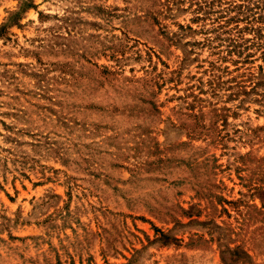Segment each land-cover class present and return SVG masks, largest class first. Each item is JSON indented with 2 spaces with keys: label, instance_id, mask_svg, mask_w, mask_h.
<instances>
[{
  "label": "rangeland",
  "instance_id": "obj_1",
  "mask_svg": "<svg viewBox=\"0 0 264 264\" xmlns=\"http://www.w3.org/2000/svg\"><path fill=\"white\" fill-rule=\"evenodd\" d=\"M0 264H264V0H0Z\"/></svg>",
  "mask_w": 264,
  "mask_h": 264
},
{
  "label": "trees",
  "instance_id": "obj_2",
  "mask_svg": "<svg viewBox=\"0 0 264 264\" xmlns=\"http://www.w3.org/2000/svg\"><path fill=\"white\" fill-rule=\"evenodd\" d=\"M165 237V236H164Z\"/></svg>",
  "mask_w": 264,
  "mask_h": 264
}]
</instances>
